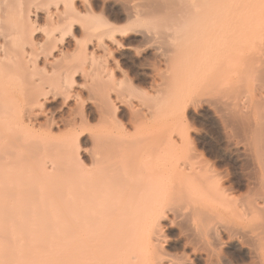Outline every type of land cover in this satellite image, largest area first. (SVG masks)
Masks as SVG:
<instances>
[{"label":"bare ground","instance_id":"obj_1","mask_svg":"<svg viewBox=\"0 0 264 264\" xmlns=\"http://www.w3.org/2000/svg\"><path fill=\"white\" fill-rule=\"evenodd\" d=\"M115 57L137 62L150 91L114 77ZM83 94L98 132L72 109ZM0 100V139L47 130L22 145L33 167L89 141L102 166L85 192L103 186L90 200L30 197L0 264H180L157 248L170 220L264 264V0H0ZM211 143L208 162L197 148ZM9 149L0 168L19 165Z\"/></svg>","mask_w":264,"mask_h":264},{"label":"rangeland","instance_id":"obj_2","mask_svg":"<svg viewBox=\"0 0 264 264\" xmlns=\"http://www.w3.org/2000/svg\"><path fill=\"white\" fill-rule=\"evenodd\" d=\"M240 22L241 16H238L237 23ZM114 60L116 61L114 77L121 78L122 73L126 80L125 83L129 82L138 93L143 94L150 91L147 79L136 67L137 62L133 64L130 59L124 60L119 57H115ZM92 63L94 64L95 60ZM86 97L87 95L83 94L80 97V101L76 103L77 105L72 102V109L74 110V114L77 112L75 114L77 117L81 114L80 116L83 115V117L85 116L89 119L91 132L95 133L99 130L98 123L96 119L93 120L90 117V107L88 99L86 101ZM1 102L3 103V100ZM48 108V112L53 115L54 119H59L61 116L68 114V110L65 108L59 109L54 105L48 106ZM115 116V122L118 127H123L126 132L132 134L133 131L129 129L130 126L125 111L118 110ZM192 130L200 131L209 138H213L212 141L217 138L215 129L207 124H202L201 121L192 122L190 124V131L193 132ZM46 133L47 130L41 128L36 130L30 138L27 137V139L20 137H17V139H0V157L7 151V147H9V150L12 152L17 151L16 153L21 158L20 162L18 160L19 165L14 168H0V237L8 236L15 231L16 227L19 226L18 223L14 222L15 220L29 215V211L25 205L28 204L30 197L31 200L34 199L37 192L62 195V200L82 201L90 200V192L96 193L103 188L102 185H94L91 190L89 188V194L85 192V189L88 186L90 187V178L95 177L98 169L102 166L100 155L92 156L87 152L88 155L85 153V149H89L90 147L89 141H86L85 147H82L77 155L63 156L49 154L44 156L37 155L35 157L36 160L46 161L48 167L51 166L53 168L43 171L40 168L33 167L32 162L34 158L31 156L30 151H28L27 155L22 153V145L29 144L27 147L31 150L32 146L30 144L33 145V143L40 142ZM56 135L63 138L67 133L62 130L57 132ZM202 146L197 148V153L205 155L206 161L212 162L214 158L210 155L216 153L217 149H215V145L213 146V143H211L208 146ZM61 162L68 163L69 166L60 167L59 164ZM113 188H117V185ZM105 189L108 191L110 188ZM169 222L170 224H163L161 226L160 243L157 247L167 259H171L174 262L177 261L180 264H254L249 258L246 259L247 257H244L239 250L226 249L218 241H214L217 243L201 241L195 235L193 227L186 220H170Z\"/></svg>","mask_w":264,"mask_h":264}]
</instances>
